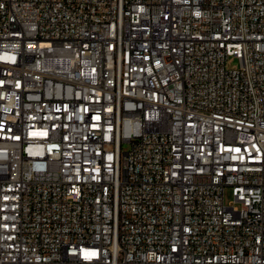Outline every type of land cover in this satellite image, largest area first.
Returning a JSON list of instances; mask_svg holds the SVG:
<instances>
[{
  "label": "built area",
  "instance_id": "2783aa9c",
  "mask_svg": "<svg viewBox=\"0 0 264 264\" xmlns=\"http://www.w3.org/2000/svg\"><path fill=\"white\" fill-rule=\"evenodd\" d=\"M0 264H264V0H0Z\"/></svg>",
  "mask_w": 264,
  "mask_h": 264
},
{
  "label": "rangeland",
  "instance_id": "374dc122",
  "mask_svg": "<svg viewBox=\"0 0 264 264\" xmlns=\"http://www.w3.org/2000/svg\"><path fill=\"white\" fill-rule=\"evenodd\" d=\"M240 64H239V60L231 57L228 59L227 63H226V68L227 70H236L239 69ZM125 149L128 148V146L124 147ZM233 201V197L231 195V189H226V193H225V203L226 205H228L230 202Z\"/></svg>",
  "mask_w": 264,
  "mask_h": 264
}]
</instances>
